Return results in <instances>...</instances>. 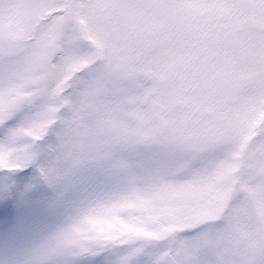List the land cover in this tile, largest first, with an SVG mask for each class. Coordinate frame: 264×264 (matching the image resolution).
I'll return each instance as SVG.
<instances>
[{
  "label": "clouds",
  "instance_id": "1",
  "mask_svg": "<svg viewBox=\"0 0 264 264\" xmlns=\"http://www.w3.org/2000/svg\"><path fill=\"white\" fill-rule=\"evenodd\" d=\"M86 2V18L79 7L41 15L31 47L48 52L42 71L58 83L41 103L56 107L39 132L25 133L42 149L61 144L73 124L84 127L85 173L159 171L190 143L221 131L222 95L264 87V0ZM72 44L84 56L66 68ZM97 145L106 149L102 157L94 154ZM18 160L0 161V169H33V191L21 208L50 222L14 227L0 239V264H187L184 233L133 237L119 227L121 201L83 187L52 205L40 195L38 163ZM209 186L215 220L198 224L208 239L195 264H264V121L229 142Z\"/></svg>",
  "mask_w": 264,
  "mask_h": 264
},
{
  "label": "rangeland",
  "instance_id": "2",
  "mask_svg": "<svg viewBox=\"0 0 264 264\" xmlns=\"http://www.w3.org/2000/svg\"><path fill=\"white\" fill-rule=\"evenodd\" d=\"M56 2L0 0V114L13 104L30 110V115L16 133L17 143L12 146L0 143V161L16 157L38 163V170L42 173L39 181L44 185L40 195L51 197L49 202L52 205L81 187L90 192L107 193L120 200L126 211L120 213L119 227L142 240L155 241L163 235L187 233L197 228L199 223L214 222L210 186L188 185L187 168L179 156L169 159L161 170L150 169L140 177L103 168L85 173L80 164V141L87 135L84 127L73 124L61 144L42 149L26 140L25 133L29 130V134L39 132L47 122L48 110L56 107L52 102L41 103L58 83L42 71L48 52L31 47L35 43L34 33L42 13H65L64 8L50 7ZM72 45L74 50L69 51L65 58L66 68L84 56L82 50ZM90 103L86 98L82 111L87 112ZM262 118L255 121V127ZM93 151L97 157H102L106 149L97 145ZM124 167L122 162L117 163V169ZM49 222L35 209L21 210L13 223L7 218L0 219V239L14 227L28 228Z\"/></svg>",
  "mask_w": 264,
  "mask_h": 264
},
{
  "label": "snow or ice",
  "instance_id": "3",
  "mask_svg": "<svg viewBox=\"0 0 264 264\" xmlns=\"http://www.w3.org/2000/svg\"><path fill=\"white\" fill-rule=\"evenodd\" d=\"M50 7L64 8L68 15L79 7L81 15L86 18V0H57ZM100 40L106 42L107 37L101 34ZM72 50L74 46L69 45V51ZM29 115V109L15 104L0 114V143L6 146L16 144V133ZM217 115L223 121L221 131L206 140L190 143L184 154L179 156L187 168L188 185H211L226 159L229 142L234 137L255 131V121L264 117V87L257 86L244 97L222 95ZM17 163L29 164V161L22 158ZM149 170L146 168L145 172ZM32 175L31 167L0 169V219L7 218L10 223L16 220L22 210V201L33 191ZM201 175L204 179L200 178ZM184 236L187 264H195L198 250L208 237L203 228H195Z\"/></svg>",
  "mask_w": 264,
  "mask_h": 264
}]
</instances>
